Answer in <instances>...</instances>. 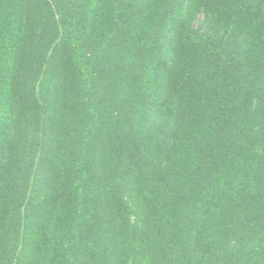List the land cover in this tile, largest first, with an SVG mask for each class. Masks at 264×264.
Returning <instances> with one entry per match:
<instances>
[{
	"label": "trees",
	"instance_id": "trees-1",
	"mask_svg": "<svg viewBox=\"0 0 264 264\" xmlns=\"http://www.w3.org/2000/svg\"><path fill=\"white\" fill-rule=\"evenodd\" d=\"M0 264H264V0H0Z\"/></svg>",
	"mask_w": 264,
	"mask_h": 264
}]
</instances>
